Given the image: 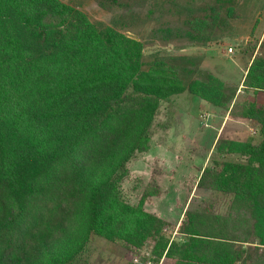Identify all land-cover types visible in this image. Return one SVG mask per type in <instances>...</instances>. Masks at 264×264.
I'll return each mask as SVG.
<instances>
[{"label": "trees", "instance_id": "16d2710c", "mask_svg": "<svg viewBox=\"0 0 264 264\" xmlns=\"http://www.w3.org/2000/svg\"><path fill=\"white\" fill-rule=\"evenodd\" d=\"M183 32L205 40L221 7ZM156 35H182L171 27ZM242 82L264 95V41ZM188 58V57H187ZM197 66L145 59L144 43L62 0H0V264H70L93 236L151 247L176 264H264V99ZM188 91L255 119L257 143L219 139L197 187L230 197L171 223L127 202L121 183L150 149L160 102ZM239 154L245 161L227 159Z\"/></svg>", "mask_w": 264, "mask_h": 264}, {"label": "rangeland", "instance_id": "374dc122", "mask_svg": "<svg viewBox=\"0 0 264 264\" xmlns=\"http://www.w3.org/2000/svg\"><path fill=\"white\" fill-rule=\"evenodd\" d=\"M62 1L84 11L92 21H102L141 40L148 62L163 56L179 67L197 66L199 70L192 71L191 77L205 73L218 77L229 88H236L232 104L264 99L242 84L264 41V0ZM217 5L221 7L218 21L205 40L202 35L192 39L183 34L201 20L209 21L211 8ZM165 27L182 35L161 38L154 33ZM219 139L257 144L262 140L260 124L235 117L231 109L196 98L187 90L161 100L150 138L153 153L137 152L129 162V174L121 183L123 198L137 205L146 195L145 210L169 221L174 234L187 209L212 203L218 211H227L230 197L197 187L203 168L220 157L215 149ZM225 157L245 161L239 154ZM151 251L149 245L128 247L121 241L93 236L70 264H134L135 257L142 264L149 260V264H176L165 257L155 262Z\"/></svg>", "mask_w": 264, "mask_h": 264}, {"label": "built area", "instance_id": "2783aa9c", "mask_svg": "<svg viewBox=\"0 0 264 264\" xmlns=\"http://www.w3.org/2000/svg\"><path fill=\"white\" fill-rule=\"evenodd\" d=\"M229 51L232 52V51H233V48L230 47V48H229ZM149 263H151L150 260H149V262H146V264H149ZM134 264H142V262H141V260H140L139 257H135V258H134ZM159 264H162V263H159Z\"/></svg>", "mask_w": 264, "mask_h": 264}, {"label": "crops", "instance_id": "0c3cea01", "mask_svg": "<svg viewBox=\"0 0 264 264\" xmlns=\"http://www.w3.org/2000/svg\"><path fill=\"white\" fill-rule=\"evenodd\" d=\"M153 149H154V148H153V147L151 148V144H150V149H149L148 151H150V153H153ZM150 153H149V154H150Z\"/></svg>", "mask_w": 264, "mask_h": 264}]
</instances>
